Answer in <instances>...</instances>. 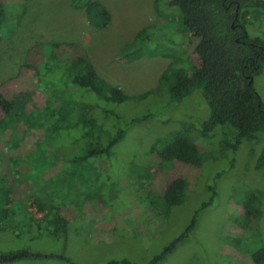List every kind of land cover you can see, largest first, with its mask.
Listing matches in <instances>:
<instances>
[{
    "label": "rangeland",
    "instance_id": "rangeland-1",
    "mask_svg": "<svg viewBox=\"0 0 264 264\" xmlns=\"http://www.w3.org/2000/svg\"><path fill=\"white\" fill-rule=\"evenodd\" d=\"M2 1L8 24L15 25L0 40V90L18 112L37 98L27 91L30 85L20 69L28 50L47 41L79 45L98 76L131 97L122 105L103 104L109 114H99L105 127L125 131L110 159L67 160L60 165L29 156L0 159V203L6 199L3 192L12 191V206L0 222V252L26 250L44 255L11 264H105L112 260L147 264L211 199V206L198 213L194 229L159 264H264L252 260V254L264 248V172L253 170L251 152L252 148L259 152L262 144L244 141L233 152V135L221 126L202 136L208 108L197 92L178 104L169 103L166 86L157 95L137 99L158 88L160 76L176 58L181 61L176 67L190 71L198 66L180 11L167 6L169 0H95L111 16L108 27L95 29L83 10L72 8V0ZM146 27L149 37L138 44L142 47L139 57L127 60L121 50ZM247 32L251 38L264 40V7L257 18L249 16ZM253 86L264 105V67ZM131 117L140 120L127 126L125 119ZM183 127H191L190 135L203 153L201 166L165 165L151 157L153 146L160 148L170 133ZM69 138L61 140L67 151L72 149ZM18 139L21 136L14 141ZM150 174H154L152 179ZM179 177L187 180L188 190L179 205H167L164 187ZM58 189L60 200L52 198V202L65 207L60 215H68L69 207L74 213L61 231L63 224L49 221L55 213L44 220L46 210L39 208L44 202L49 206L50 199L43 196ZM65 195L68 199L63 204ZM251 195L259 198L261 211L251 224H245L242 203ZM74 199L82 200L80 206Z\"/></svg>",
    "mask_w": 264,
    "mask_h": 264
},
{
    "label": "trees",
    "instance_id": "trees-1",
    "mask_svg": "<svg viewBox=\"0 0 264 264\" xmlns=\"http://www.w3.org/2000/svg\"><path fill=\"white\" fill-rule=\"evenodd\" d=\"M71 6L73 9L83 10L88 24L95 29H103L110 24L109 12L95 0H72ZM167 6L180 11L181 23L190 35L189 43L198 60V66L187 71L176 67V63H181L176 58L160 76L158 88L138 96L137 99L157 95L158 89L165 86L169 103L178 104L192 94L199 93L208 108V117L201 124V135L205 137L220 126L228 127L225 133L233 135L234 143L230 144L233 152H236L244 141L262 144L259 152L255 153L254 148L251 152L255 156L253 170L258 173L264 172V105L253 86L254 77L260 75L264 67V40L259 37L251 38L247 32L249 16L257 18V15H261L264 2L169 0ZM8 22L4 3L0 0V40L9 26L12 31L14 30L15 24L9 25ZM149 31L148 27L141 29L133 42L121 50V54L127 55V60L139 57L142 47L139 48L138 44L149 37ZM20 72L22 79L30 85L28 88L30 90L27 91L35 93L37 98L23 112H18L14 103L0 90L1 161L5 157L16 159L20 156H29L38 160L52 159L48 164L54 165L56 162L59 164L67 160L75 163L92 159H110L115 156L114 148L124 138L125 131L123 128L115 127L114 130L113 126L105 127L99 121V114H109L102 109L103 104L118 106L130 101L131 97L99 77L79 45L49 41L35 44L28 50ZM11 116L16 118L9 120ZM139 120L131 117L125 119V123L128 126ZM190 134L191 127L175 130L169 134L160 148L156 146L151 148V157L157 158L165 165L201 166L203 153ZM18 136L22 139L15 142L14 139ZM66 137H70L72 144L70 146L72 149L68 151L62 146L61 141ZM24 142L27 144L22 145ZM58 171L63 172L61 169ZM153 176L154 174H150L151 179ZM187 190L188 182L185 178L171 179L164 187L163 199L167 205H179ZM60 192V189L58 192L49 190V194L43 196L46 200L50 199L49 206L46 202L40 203L46 210L45 217L55 213V218L53 219L51 215L49 221L63 224L59 231L66 229V224L74 214L72 207H69L68 215H60L65 207H56L52 202V198L60 200L59 196L62 193ZM215 193L212 191L211 194ZM11 195V190L3 192L6 199L0 203V222L5 219L9 205V208L12 206V202L9 201ZM64 197L61 200L63 204L68 199L66 195ZM74 200L80 206L82 200ZM70 201L68 200V203ZM211 204L212 199L202 203L184 231L147 264H159L174 251L196 226L198 213ZM1 206L4 207L3 210ZM242 207L245 224H251L253 218H258L261 211L259 198L251 195L242 203ZM89 210L92 209L88 208ZM63 217L69 219L66 221ZM46 219L47 217L44 220ZM43 256L26 250L0 252V264H11ZM57 258L67 261L63 256ZM252 260L254 263H262L264 248L253 253ZM105 264L138 263L112 260Z\"/></svg>",
    "mask_w": 264,
    "mask_h": 264
},
{
    "label": "crops",
    "instance_id": "crops-1",
    "mask_svg": "<svg viewBox=\"0 0 264 264\" xmlns=\"http://www.w3.org/2000/svg\"><path fill=\"white\" fill-rule=\"evenodd\" d=\"M39 207V206H38ZM39 208H44V207H39Z\"/></svg>",
    "mask_w": 264,
    "mask_h": 264
}]
</instances>
